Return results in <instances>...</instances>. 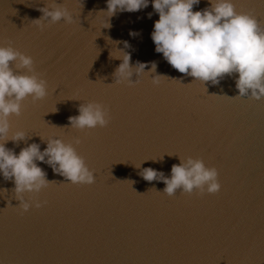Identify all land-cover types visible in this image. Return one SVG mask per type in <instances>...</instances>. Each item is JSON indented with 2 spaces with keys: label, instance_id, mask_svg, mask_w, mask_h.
<instances>
[{
  "label": "water",
  "instance_id": "95a60500",
  "mask_svg": "<svg viewBox=\"0 0 264 264\" xmlns=\"http://www.w3.org/2000/svg\"><path fill=\"white\" fill-rule=\"evenodd\" d=\"M233 3L264 28V0ZM54 4L68 9L72 23L45 21L41 29L33 22L43 15L38 9ZM106 4L0 0V46L34 61V73L14 63L13 71L37 74L48 85L43 100L28 97L21 115L9 117L6 140L17 131L26 139L0 142L18 154L32 143L43 151L48 139H63L95 177L91 185L72 184L37 162L50 184L25 193L33 206L22 212L14 183L0 176V264H264V98L238 96L235 76L204 85L172 68L151 39L159 19L151 3L117 13L109 28L99 13ZM209 6L201 0L193 10ZM116 47L131 53L133 65L149 64L145 71L155 62L156 73L131 86L117 83ZM154 75L165 77L154 85ZM88 102L107 108L106 129L71 128L69 118ZM189 157L217 169L219 193L168 196L162 181L143 179L146 168L170 177L173 165Z\"/></svg>",
  "mask_w": 264,
  "mask_h": 264
},
{
  "label": "clouds",
  "instance_id": "9594fccd",
  "mask_svg": "<svg viewBox=\"0 0 264 264\" xmlns=\"http://www.w3.org/2000/svg\"><path fill=\"white\" fill-rule=\"evenodd\" d=\"M150 3L159 16L151 33L155 51L162 54L172 68L204 85L219 84L224 77L235 76L238 96L250 95L255 100L264 98V28L254 16L238 13L233 0H208L210 6L198 11L193 9L201 0H107V10L99 13L107 15L109 28V19L117 13L139 12ZM38 10L43 15L33 22L41 29L45 21L48 24L73 21L71 13L62 5ZM151 17L152 13H149L148 18ZM129 35L135 38L139 33L130 32ZM122 43L124 49L131 47L127 41ZM124 49L115 48L120 53L115 59L121 61L113 74L117 83L126 82L131 86L142 75L156 73L155 62L150 64L149 71H145L149 64L137 61L133 65L131 53ZM13 63L16 69L34 73L31 56L11 46H0V141H5L10 132L9 117L21 115L24 100L31 97L35 102L47 96L46 80L37 74H16ZM134 75L135 80L132 79ZM161 77L165 76L154 75L153 84L158 85ZM78 112L77 116L69 118L71 128H105L110 123L109 111L101 103H83ZM25 139L26 134L17 131L6 142L18 143ZM6 142H0V176L14 183L15 197L22 212L33 206L25 201L24 194L39 193L50 184L37 162L46 163L72 184L95 183L94 173L72 143L50 138L43 151L39 144L32 143L17 154L5 146ZM142 176L148 182L162 181L166 185L163 193L168 196L175 195L177 190L187 194L198 190L210 195L221 191L217 169L207 167L202 159L181 158L180 164L173 165L170 177L152 168L144 169ZM34 203L36 208L42 207L41 203Z\"/></svg>",
  "mask_w": 264,
  "mask_h": 264
},
{
  "label": "snow or ice",
  "instance_id": "6c2138e0",
  "mask_svg": "<svg viewBox=\"0 0 264 264\" xmlns=\"http://www.w3.org/2000/svg\"><path fill=\"white\" fill-rule=\"evenodd\" d=\"M107 127H105V128H101V129H106Z\"/></svg>",
  "mask_w": 264,
  "mask_h": 264
}]
</instances>
